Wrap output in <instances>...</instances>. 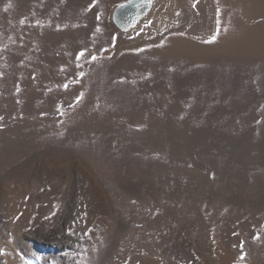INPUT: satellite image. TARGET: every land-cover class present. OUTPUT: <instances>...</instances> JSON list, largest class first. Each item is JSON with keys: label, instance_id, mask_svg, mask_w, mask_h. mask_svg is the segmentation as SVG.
Here are the masks:
<instances>
[{"label": "rangeland", "instance_id": "rangeland-1", "mask_svg": "<svg viewBox=\"0 0 264 264\" xmlns=\"http://www.w3.org/2000/svg\"><path fill=\"white\" fill-rule=\"evenodd\" d=\"M122 1L0 0V264H264V0Z\"/></svg>", "mask_w": 264, "mask_h": 264}, {"label": "water", "instance_id": "water-1", "mask_svg": "<svg viewBox=\"0 0 264 264\" xmlns=\"http://www.w3.org/2000/svg\"><path fill=\"white\" fill-rule=\"evenodd\" d=\"M155 0H125L118 3L112 12V20L121 30L135 27L138 21L149 14Z\"/></svg>", "mask_w": 264, "mask_h": 264}, {"label": "bare ground", "instance_id": "bare-ground-1", "mask_svg": "<svg viewBox=\"0 0 264 264\" xmlns=\"http://www.w3.org/2000/svg\"><path fill=\"white\" fill-rule=\"evenodd\" d=\"M171 25V24H170Z\"/></svg>", "mask_w": 264, "mask_h": 264}]
</instances>
